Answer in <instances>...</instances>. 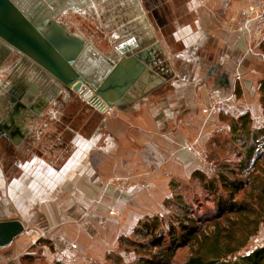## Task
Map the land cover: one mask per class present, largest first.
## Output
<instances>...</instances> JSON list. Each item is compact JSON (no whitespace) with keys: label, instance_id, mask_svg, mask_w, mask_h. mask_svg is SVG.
<instances>
[{"label":"crops","instance_id":"1","mask_svg":"<svg viewBox=\"0 0 264 264\" xmlns=\"http://www.w3.org/2000/svg\"><path fill=\"white\" fill-rule=\"evenodd\" d=\"M185 4L168 38L130 0L108 4L124 15L106 24L109 50L80 38L90 65L95 51L145 64L107 113L0 41V222L24 226L0 264H104L140 220L162 214L172 183L204 169L200 148L222 117L261 119L264 0Z\"/></svg>","mask_w":264,"mask_h":264},{"label":"trees","instance_id":"2","mask_svg":"<svg viewBox=\"0 0 264 264\" xmlns=\"http://www.w3.org/2000/svg\"><path fill=\"white\" fill-rule=\"evenodd\" d=\"M259 93L264 113V79ZM222 118L230 137L219 155L211 153L212 177L194 172L200 191L175 193L164 201L169 213L139 221L126 241L138 256L132 264H174L182 247L192 250L182 264H264V246L235 257L264 224V125L256 126L249 113ZM205 202L212 212L203 209Z\"/></svg>","mask_w":264,"mask_h":264},{"label":"water","instance_id":"3","mask_svg":"<svg viewBox=\"0 0 264 264\" xmlns=\"http://www.w3.org/2000/svg\"><path fill=\"white\" fill-rule=\"evenodd\" d=\"M0 41L27 56L70 89L87 84L108 106L121 102L145 69L140 56L113 62L98 51L99 62L86 61V44L48 16L44 21L29 19L20 0H0ZM19 114V108L13 109ZM24 232L21 222H0V248L10 247Z\"/></svg>","mask_w":264,"mask_h":264},{"label":"rangeland","instance_id":"4","mask_svg":"<svg viewBox=\"0 0 264 264\" xmlns=\"http://www.w3.org/2000/svg\"><path fill=\"white\" fill-rule=\"evenodd\" d=\"M72 1L75 2L71 3V5H76L78 2L85 3V0L84 1L72 0ZM92 1L96 3L94 8L88 10L81 9L82 11H78L75 9H73V11H70L66 9L67 11L63 10L64 12L62 13L63 17L61 16L60 18L62 19V21H64V23L66 24V26H68V28L72 33L74 34L76 33V35L78 34L79 36L92 41V43L96 44V46L101 50H105V49L109 50L108 38L106 35L109 32V30L106 24H108L109 22H117L114 23L115 25H117L118 22H120V19L123 20L122 19V17L124 16L122 13L123 11L121 8H119L116 9L114 13H112L109 11L108 7L102 6V4L100 3L101 0H92ZM138 1H140L138 2L139 7L140 8L142 7L143 9V11L138 10V12L141 11L140 15L147 17V20L143 19V22L146 23L145 24L146 26L148 25V29L150 31L152 30V32L157 35L162 34L166 38H168L176 28V25H174V20L177 19L179 20L182 16L184 17L187 14L185 8L186 4L184 5V3L187 0H138ZM132 23L135 28V22ZM171 38L172 36L170 37V39ZM263 70H264V65H263ZM260 106L262 110L261 103ZM239 115L241 114L236 113L235 117ZM252 120L256 126H263L264 125L263 110H262L261 119H256V120L252 119ZM228 131H229V122L223 121L222 127H220L216 133L213 132L211 135L209 134L206 137V141H204L203 143V147L201 146L202 148H200L202 149L201 150L203 153L202 155H204L206 162L204 169H202L201 171H203L208 178L212 177L216 165L215 157L214 156L212 157L213 154L211 153L214 152L215 156H217V154L218 155L220 154V146L224 142V139H228L230 137ZM215 134L218 135L214 136ZM233 159L234 156L231 157V160ZM199 189H200L199 183L197 182V180H194L192 176V178L188 182L172 183L171 195L173 196V194L175 193L189 195L192 191L197 193L198 191H200ZM166 209L168 208H166L165 204L163 203V211L162 214H160V216L164 215L167 212ZM203 209L212 212L213 204L210 202H205V204L203 205ZM169 211L170 209H168V213ZM132 234L133 232L128 233L126 236L122 237L119 240L118 246L114 249V251H112L111 254L107 256V261H105L104 264H132L137 259L138 256L136 254V250L134 249L133 245H129L126 243V241L132 237ZM263 246H264V224L260 226L258 233L250 238L247 246L244 249H242L235 257L248 254L255 248L263 247ZM191 254H192V250L190 247L180 248L177 251L176 256L174 258L173 261L174 264H182L191 256Z\"/></svg>","mask_w":264,"mask_h":264},{"label":"flooded vegetation","instance_id":"5","mask_svg":"<svg viewBox=\"0 0 264 264\" xmlns=\"http://www.w3.org/2000/svg\"><path fill=\"white\" fill-rule=\"evenodd\" d=\"M110 1H113V0H101L100 3L102 4V6L108 7V4ZM73 2L75 1H72V0H20V6L22 8V12L29 19L31 20L35 19L36 21H44L49 16L50 19L52 20L54 19L55 21H57V23L59 22L60 25L65 26L70 31L68 26H66L64 21H62V19L60 18L62 16V13H64L63 10L65 11H67L66 9L70 11H73V9L78 10V11H82L81 9L88 10V9L94 8L96 4L92 0H85V3L76 2L77 3L76 5H71V3ZM138 2L140 1L131 0V6L136 10L139 7ZM76 36L81 38V36H79L78 34ZM112 60L116 62V59H112ZM70 92L73 96H75L71 88H70Z\"/></svg>","mask_w":264,"mask_h":264},{"label":"built area","instance_id":"6","mask_svg":"<svg viewBox=\"0 0 264 264\" xmlns=\"http://www.w3.org/2000/svg\"><path fill=\"white\" fill-rule=\"evenodd\" d=\"M74 95L85 101L87 104L92 105L97 108L102 113H107L109 111V107L99 96L95 94V92L88 88L87 86H81L79 88L71 87Z\"/></svg>","mask_w":264,"mask_h":264},{"label":"bare ground","instance_id":"7","mask_svg":"<svg viewBox=\"0 0 264 264\" xmlns=\"http://www.w3.org/2000/svg\"><path fill=\"white\" fill-rule=\"evenodd\" d=\"M83 86H87L88 88H90V89H91V87H89L87 84H83Z\"/></svg>","mask_w":264,"mask_h":264}]
</instances>
